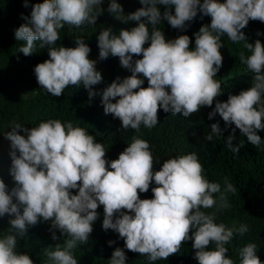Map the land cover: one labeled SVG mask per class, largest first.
<instances>
[{
    "label": "clouds",
    "instance_id": "clouds-1",
    "mask_svg": "<svg viewBox=\"0 0 264 264\" xmlns=\"http://www.w3.org/2000/svg\"><path fill=\"white\" fill-rule=\"evenodd\" d=\"M139 2L142 7L127 14L116 0L107 7L116 20L139 23L131 29L121 28L119 34L111 27L100 30L99 59L118 57L120 65L131 73L123 79L117 76L101 92L93 86L103 77L96 69L97 61L89 59L91 48L84 39H75V47L56 45L65 25H95L104 12L103 0H43L33 4L14 36L23 42L18 51L25 56L35 51L36 42L40 48H48L49 58L34 67L39 86L59 97L69 85H82L90 100L101 96L105 114L119 118L121 129L139 133L141 125L150 130L159 123V109L189 118L202 106L213 105L223 93L221 82L214 77L222 67L221 37L227 35L232 42H246L250 55L241 52L239 59L253 80L239 94H229L227 101L216 100L208 118L218 113L226 127L235 125L226 139L233 153L244 147L243 142L233 144L236 129L259 148L262 139L257 132L264 130V44L259 39L249 43L242 29L250 20L264 22V0ZM158 4L167 6L163 15ZM24 6L28 7V0ZM198 13L201 18L210 16L211 22L194 34V49L189 48L188 35L166 40L157 27L167 20L172 28L184 30L186 22ZM148 41L149 46L144 47ZM141 54L142 58L134 59ZM141 75L147 79V87H143ZM10 129L3 134L10 141L8 173L14 186L9 188L0 178V217L7 215L10 225L8 234L0 237V264H34L28 254L16 251L18 240L28 235L30 227L49 221L50 230L58 229L68 237L63 247L56 244L54 250L44 249L50 264H78L73 250L89 240L100 205L104 208L103 229L117 232L124 248L149 261L167 260L180 251L182 242L192 240L198 264H235L227 257L225 245L234 234L243 236L249 228L245 224L228 227L215 219L217 212L230 207L226 193L234 194L237 189L227 178L223 191L219 183L209 182L195 152L169 158L153 171L159 159L153 157L149 142L138 136L132 137L117 159L107 160L104 145L71 121L49 119L31 128L13 121ZM210 129L207 141L223 132L218 121ZM153 181V197L141 199L139 193L147 192ZM213 207L216 211L211 213L202 210ZM52 238L57 239L55 231ZM113 243L108 241L110 246ZM124 248L113 250L109 264H126ZM239 264H264L256 244L239 250Z\"/></svg>",
    "mask_w": 264,
    "mask_h": 264
},
{
    "label": "trees",
    "instance_id": "trees-1",
    "mask_svg": "<svg viewBox=\"0 0 264 264\" xmlns=\"http://www.w3.org/2000/svg\"><path fill=\"white\" fill-rule=\"evenodd\" d=\"M25 0H0V178L11 188L14 181L8 173L11 164L9 156L10 141L5 139L4 132L10 131L13 121L21 123L24 127H36L41 121L58 119L62 123L71 121L73 126L84 128L90 135L101 142L106 149V159H117L119 154L131 143L133 136H138L149 142L150 151L154 158L159 159L153 166V171L161 168L163 162L169 158L195 152L199 162L203 166V175L209 182L219 183L221 190L225 187V178L237 191L226 193L227 209L217 212L215 223H223L228 227L234 224L248 226L249 230L243 236L234 234L233 240L225 245L228 248L227 257L239 264V250L249 243L257 246V255L264 262V130H258L261 137L259 148L247 141V137L236 129L233 144L244 143L239 153H233L226 146V139L232 133L235 125L225 126V122L217 113L213 119L208 114L215 107L216 100L227 101L229 94H239L241 90L251 86L253 74L247 72L246 66L241 63L239 56L243 52L250 55L245 48V41L232 42L227 35L221 37L223 46L220 52L223 57L222 67L219 69L215 80L221 82L223 93L215 98L211 107L202 106L196 114L189 118L181 114L172 115L158 110L159 123L152 129L141 125L140 132L132 129H121L119 118H113L111 114H105L101 103V96L96 95L89 99L88 91L81 85L76 87L69 85L63 94L55 97L41 88L37 82L34 67L49 58L48 48H40L39 42L35 51L28 56L19 52L22 41H16L15 30L26 21L24 16H29L31 6L43 0H28V7L24 6ZM111 0H103L104 12L97 18L95 25H85L81 28H70L65 25L60 30L61 38L57 41V47H75V39L83 38L91 52L89 59L96 60V69L101 72L103 80L94 85V89L101 92L117 76L123 79L131 75L130 71L120 65L118 57L111 55L105 59H99L97 37L104 27H111L115 34H119L121 28L131 29L139 22L129 21L123 23L116 20L107 12ZM125 13L134 12L142 7L139 0H116ZM202 2V0H201ZM161 14L167 9L165 5H157ZM174 13V7L171 9ZM23 14V15H22ZM144 18H142L143 20ZM211 17L200 13L188 23L184 30L172 28L167 20L157 25L164 32L166 40H173L179 35L186 34L190 37V49L195 48V33L204 24H210ZM145 23L147 21L145 20ZM149 30L151 25L148 24ZM247 41L254 43L257 39L264 44V22L250 20L242 29ZM150 41L144 47H148ZM142 58L135 57L134 59ZM141 78L142 75H141ZM144 79L143 87L148 86ZM264 99V97H262ZM115 102V101H113ZM219 122L223 132L221 136L213 134L212 141H207L205 136L211 132L210 125ZM264 122V121H262ZM23 134V133H21ZM153 181L149 190L139 193L141 199L152 198L151 189L155 187ZM75 193L78 190H72ZM218 196L219 194H214ZM206 213L216 211V208L202 209ZM98 219L93 224V231L87 243L78 245L73 250V255L78 264H109V259L116 247L124 248V240L111 229L105 231L102 227L104 208L100 205L97 209ZM9 217H0V237L8 234ZM51 222H40L28 230V235L18 240L16 251L26 253L34 261V264H50L44 249L49 247L54 250L55 245L61 247L68 237L62 236L59 230H50ZM53 231L57 239H53ZM191 234V233H190ZM114 243L110 246L108 241ZM209 247H214L210 245ZM126 264H198L194 259L195 250L192 248V240L182 242L180 251L171 255L167 260L149 261L146 256L134 253L124 248Z\"/></svg>",
    "mask_w": 264,
    "mask_h": 264
}]
</instances>
